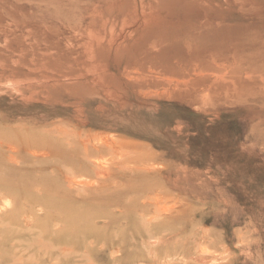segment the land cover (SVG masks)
I'll return each mask as SVG.
<instances>
[{"label": "rangeland", "instance_id": "obj_1", "mask_svg": "<svg viewBox=\"0 0 264 264\" xmlns=\"http://www.w3.org/2000/svg\"><path fill=\"white\" fill-rule=\"evenodd\" d=\"M0 264H264V0H0Z\"/></svg>", "mask_w": 264, "mask_h": 264}]
</instances>
